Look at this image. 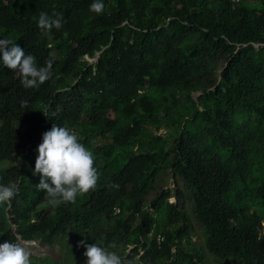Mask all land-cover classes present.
Wrapping results in <instances>:
<instances>
[{"label": "trees", "instance_id": "obj_1", "mask_svg": "<svg viewBox=\"0 0 264 264\" xmlns=\"http://www.w3.org/2000/svg\"><path fill=\"white\" fill-rule=\"evenodd\" d=\"M92 3L0 0V39L37 67L53 61L49 81L25 88L0 54V183L19 188L0 205V244L18 234L64 253L32 264H87L81 241L131 264H208L170 191L146 200L169 170L216 260L264 264V0H103L101 14ZM53 11L62 28L42 32L39 14ZM54 124L78 133L100 174L75 203L35 187Z\"/></svg>", "mask_w": 264, "mask_h": 264}, {"label": "clouds", "instance_id": "obj_2", "mask_svg": "<svg viewBox=\"0 0 264 264\" xmlns=\"http://www.w3.org/2000/svg\"><path fill=\"white\" fill-rule=\"evenodd\" d=\"M104 9L103 0H93L89 8L97 14L103 13ZM62 26V13L53 11L51 15L47 12L39 14L38 28L42 32L51 31L53 28L59 30ZM0 54L3 65L20 74L21 84L25 88H37L52 78L51 59L45 61L44 66L37 67L35 57L10 39H0ZM21 107L27 108L28 101L22 100ZM37 151L39 155L35 163V173L39 174L41 179L35 187L37 191L46 193L51 204L75 203L78 195L86 194L96 187L100 174L95 166V157L93 152L80 142L75 130L54 124L51 130L43 134ZM18 192L17 184L0 183V205H10ZM158 236L162 235L155 236L160 244L163 240L158 242ZM80 244L86 248L84 256L87 257V264H131L114 250L115 245L105 247L99 243L88 244L84 241ZM34 245L33 240L25 241L17 234L15 241L0 244V264H32L33 252L30 249Z\"/></svg>", "mask_w": 264, "mask_h": 264}, {"label": "rangeland", "instance_id": "obj_3", "mask_svg": "<svg viewBox=\"0 0 264 264\" xmlns=\"http://www.w3.org/2000/svg\"><path fill=\"white\" fill-rule=\"evenodd\" d=\"M198 94L199 93L194 94V98H196L198 96ZM164 131H165V128L162 127L158 130V134H162V133H164ZM162 189L169 190L172 196L168 201L172 202V203H177L179 208H182V210H184L185 215L187 214L190 217V219L187 222V224L190 227V230L188 231L187 237H189L191 239L190 241L192 243V246H194L193 249L202 253L203 261L205 259V261L208 264H237L234 262L218 261V260H216V258H214L206 250L205 242H204V239L206 240L205 231L201 229V227L196 222L194 217L191 216V214H192L191 208H189L188 205L185 204V202L188 201L187 187H186L185 183L182 185L181 182H179L173 178V174L169 170H165L156 179V181L154 183V189H153V191L150 192V194L148 196H146V200L147 201L151 200ZM175 189H178L182 192L181 198H179V200H177V197L175 195V192H174ZM156 217H157V221L161 222L160 225H158L159 232H161L166 227L165 226L166 223L164 220L165 217H164V215L163 216H156ZM182 224H183V220H179L176 223V225H182ZM171 229H173V227H171ZM202 231H203L204 235H203ZM34 242H35V245L30 249L33 252L34 256L45 257L46 255H48L50 253H52L54 256H57V257L59 256V259H61L62 256H64V253L61 250H59L60 249L59 245L55 246L53 249H48V248L44 247L43 245H41L38 241H34ZM185 249L190 251L191 246H187ZM58 251H61V252H58ZM126 252H128V251H126ZM58 253H59V255H58ZM141 254H142V252L140 253V255ZM85 263H87V261H85Z\"/></svg>", "mask_w": 264, "mask_h": 264}, {"label": "water", "instance_id": "obj_4", "mask_svg": "<svg viewBox=\"0 0 264 264\" xmlns=\"http://www.w3.org/2000/svg\"><path fill=\"white\" fill-rule=\"evenodd\" d=\"M98 56H99V53H97V54L95 55V57H94L92 60H90V62H91V63H92V62H96L97 59H98Z\"/></svg>", "mask_w": 264, "mask_h": 264}, {"label": "built area", "instance_id": "obj_5", "mask_svg": "<svg viewBox=\"0 0 264 264\" xmlns=\"http://www.w3.org/2000/svg\"><path fill=\"white\" fill-rule=\"evenodd\" d=\"M157 240H158V242H161V241L163 240V238L160 237V236H158V237H157Z\"/></svg>", "mask_w": 264, "mask_h": 264}]
</instances>
